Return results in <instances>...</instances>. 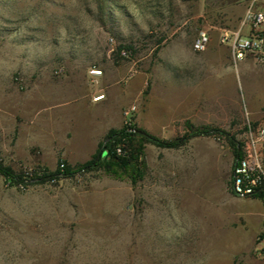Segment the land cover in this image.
Listing matches in <instances>:
<instances>
[{
    "label": "rangeland",
    "instance_id": "1",
    "mask_svg": "<svg viewBox=\"0 0 264 264\" xmlns=\"http://www.w3.org/2000/svg\"><path fill=\"white\" fill-rule=\"evenodd\" d=\"M248 3L0 0V86L29 93L26 117L18 104L10 108L15 118L0 137L3 165L52 173L61 160L83 163L68 162L58 146L43 143L36 131L35 91L65 88L84 75L105 83L119 69L128 95L139 97L125 106H135L131 118L137 127L163 139L193 130L186 121L193 128L219 129L190 136L177 148L144 141L145 166L134 178L129 169L101 167L11 184L0 173V264H151L155 256L156 264H264V235L235 240V226L205 211L213 196L232 193L234 148L249 117V87L238 79L235 91L225 93L231 95L229 106L204 105L202 121L191 114L172 129L148 127L149 112L163 113L171 72L180 68L172 60L202 57L192 47L198 31L209 29L213 38L219 28L234 29ZM262 5L259 0L256 7ZM135 79L137 90L128 91ZM87 143L82 147L89 148Z\"/></svg>",
    "mask_w": 264,
    "mask_h": 264
},
{
    "label": "crops",
    "instance_id": "2",
    "mask_svg": "<svg viewBox=\"0 0 264 264\" xmlns=\"http://www.w3.org/2000/svg\"><path fill=\"white\" fill-rule=\"evenodd\" d=\"M262 7L264 10V5ZM202 52L199 58L172 60L180 68L171 72V75L174 74L169 81L171 91H166L164 95L163 113L157 115L149 112L151 119L148 127L164 126L172 129L178 118L188 120L191 114L195 115V120L202 121L204 105L229 106L231 95L225 93L235 91L238 79L250 91L245 102L246 114L253 121L264 120V64L256 63L249 57L235 68L229 47L221 43L217 36L210 38L207 48ZM98 74L102 72L94 73V76ZM122 74V69L117 70L114 79L105 83H100L98 79L93 83L89 75H84L80 81L61 89L39 86L34 94L35 118L36 131L43 143L58 146L68 162L89 160L107 132L123 126L125 106L132 102L139 103V97L129 96L118 80ZM136 81L127 85L128 91L137 90ZM177 86L178 91L175 89ZM28 96L27 90L16 91L0 86V137L6 136V130L11 128V120L15 118L11 107L18 104L26 117ZM17 98L18 102L15 100ZM219 98L226 101L221 103ZM49 139L52 142H48ZM84 141L88 142L89 148L82 147ZM81 154L86 155L82 158ZM211 204L212 208L205 209L206 215L216 222L235 226V240L250 241L256 234L264 235L263 200L257 197H237L233 192L226 191L213 196ZM154 239L158 241L156 236ZM159 258L155 256L151 264H156ZM167 262L164 261V264H175Z\"/></svg>",
    "mask_w": 264,
    "mask_h": 264
},
{
    "label": "built area",
    "instance_id": "3",
    "mask_svg": "<svg viewBox=\"0 0 264 264\" xmlns=\"http://www.w3.org/2000/svg\"><path fill=\"white\" fill-rule=\"evenodd\" d=\"M258 1L249 0L234 29L219 28V40L229 47L235 68L249 57L256 63L264 64V10L256 7ZM209 41V29H200L192 47L195 51L202 52L207 48ZM134 110L135 106H132L125 111L123 125H131ZM115 151L117 154H123V144L117 143ZM59 166L63 168L64 163L61 161ZM231 190L237 197H257L264 201V120L253 121L249 117L246 119L241 153L232 165ZM261 250L264 254V246Z\"/></svg>",
    "mask_w": 264,
    "mask_h": 264
},
{
    "label": "trees",
    "instance_id": "4",
    "mask_svg": "<svg viewBox=\"0 0 264 264\" xmlns=\"http://www.w3.org/2000/svg\"><path fill=\"white\" fill-rule=\"evenodd\" d=\"M120 46L119 48H121ZM127 48L128 46H123ZM187 129H193L188 133H185L181 137L173 139L159 138L147 131L139 128L131 123L130 126L123 125L119 129H110L104 140L99 143L96 152L93 154L90 160L83 163H77L70 165L66 161L61 160L64 163V167L60 168L58 163L56 171L50 173L45 171H31L30 173L16 172L11 167L5 166L0 161V173L4 176L5 180L11 184H21L27 182H44L51 176L58 174L70 175L75 172L87 171L96 168L113 169L114 167H122L124 170H130L131 178H134V174L139 170L140 166H145L143 143L144 141L150 142L161 148H177L185 144L186 140L190 136L194 135H209L218 132L219 129L202 126L193 128L190 121H186ZM107 139V140H106ZM121 143L124 146V153L117 154L115 151V145ZM106 151V154L103 153ZM235 159L241 153V142L235 146Z\"/></svg>",
    "mask_w": 264,
    "mask_h": 264
},
{
    "label": "water",
    "instance_id": "5",
    "mask_svg": "<svg viewBox=\"0 0 264 264\" xmlns=\"http://www.w3.org/2000/svg\"><path fill=\"white\" fill-rule=\"evenodd\" d=\"M107 140V139H106Z\"/></svg>",
    "mask_w": 264,
    "mask_h": 264
}]
</instances>
